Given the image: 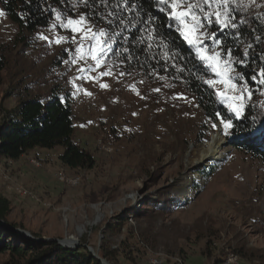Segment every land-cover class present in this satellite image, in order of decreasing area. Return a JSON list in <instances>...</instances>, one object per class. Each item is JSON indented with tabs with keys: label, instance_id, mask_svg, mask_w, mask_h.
<instances>
[{
	"label": "rangeland",
	"instance_id": "374dc122",
	"mask_svg": "<svg viewBox=\"0 0 264 264\" xmlns=\"http://www.w3.org/2000/svg\"><path fill=\"white\" fill-rule=\"evenodd\" d=\"M242 1L264 14V0ZM0 13V45L6 49L0 123L19 94L45 97L57 89L61 97L69 96L74 140L96 159L92 169H69L60 162L58 147L29 149L20 161L24 169L18 161L0 159V196L10 200L9 222L22 224L31 240H55L70 249L83 243L94 256L103 249L115 264H153L154 259L159 264H217L219 258L220 264H264V159L230 145L220 119L207 118L183 87L106 63L111 34L86 20L76 25L80 31L62 26L69 18L79 20V12L59 19L56 14L47 27L33 32H20L1 5ZM212 20L204 21L208 36L214 32ZM89 27L106 32L100 38L107 47L99 67L90 55L96 40L86 36ZM214 41L206 38L204 44L222 53ZM260 79L247 86L251 99L261 103ZM211 80L229 108L234 101L227 97L239 92L216 73ZM215 134L223 137V155L197 163ZM161 195L184 204L140 213L147 199ZM129 208L134 212L126 214L123 225L109 227ZM5 258L0 256V264Z\"/></svg>",
	"mask_w": 264,
	"mask_h": 264
},
{
	"label": "trees",
	"instance_id": "16d2710c",
	"mask_svg": "<svg viewBox=\"0 0 264 264\" xmlns=\"http://www.w3.org/2000/svg\"><path fill=\"white\" fill-rule=\"evenodd\" d=\"M138 5L132 8V5ZM0 5L20 32H33L47 27L58 14L72 17L79 12L91 25L101 26L112 36L105 62L120 71L149 77H166L170 82L191 94L209 119L232 120L227 142L251 156L264 159V102L249 99L241 117L237 118L218 97L215 86L206 81L215 77L210 64L200 59L197 47L188 44L175 20L160 12L154 0H0ZM232 23L237 28L223 31L214 24L212 30L219 39L222 55L232 50L233 69L241 76L237 83L254 85L252 78H261L264 69V14L242 0H232L229 5ZM150 16L156 19L145 23ZM155 29V31H152ZM149 32L152 38L149 39ZM250 46V47H249ZM127 49V51H125ZM247 49V54L245 50ZM6 49L0 45V83L6 69ZM167 53V56H165ZM240 61H243L242 63ZM221 113V117L217 113ZM74 115L68 94L60 96L53 89L48 96L26 94L18 97L15 108L6 113L0 123V159L16 161L29 149L42 147L60 148V162L69 169H92L94 153L74 140ZM184 204L178 198L161 195L157 200L147 199L140 213L169 211ZM10 200L0 196V256L6 255L1 264H102L99 258L115 264L105 250L94 256L84 244L66 248L55 240L36 241L23 236L22 224L9 222ZM129 211V212H128ZM124 209L115 216L116 224L126 222ZM114 219V220H115ZM39 237V236H37ZM223 262L222 258L216 260Z\"/></svg>",
	"mask_w": 264,
	"mask_h": 264
},
{
	"label": "snow or ice",
	"instance_id": "6c2138e0",
	"mask_svg": "<svg viewBox=\"0 0 264 264\" xmlns=\"http://www.w3.org/2000/svg\"><path fill=\"white\" fill-rule=\"evenodd\" d=\"M128 0H125L127 3ZM155 4L158 6L160 12H166L169 20H175L180 26L178 30L181 31L185 40H187L190 45H200L197 47V54L200 56V59L210 64L212 71L216 73L217 76L222 78V81L225 85H230L231 89L234 92H239V95H233L227 97L229 100L234 101L229 104V108L231 111L235 113L237 118L241 117L244 106H245V96L247 93V98L251 99L252 90L247 86V84L238 85L235 80L237 76H241V73H237L234 71L232 66V50L228 49L227 51V60H223L221 58V53L218 51H211L208 49L207 45L204 44V39L215 37L216 33H211V36H208L205 31L206 25L204 21H207L208 24L213 23L212 18L214 17L215 24L219 25V30L223 31L227 27L237 28L235 23H232V17L230 15V3L232 0H154ZM215 5V9L212 6ZM138 5L133 4L132 8H136ZM206 8L208 10H206ZM2 14V13H0ZM59 19V15L57 16ZM156 18L154 16H150L149 20L145 23H150L154 21ZM85 20L84 16H81L79 20H74L69 18L66 24H62L65 27H72V31H80L79 27L76 25H82ZM155 31V29H152ZM86 36L90 34L93 39L96 40V43L92 45L90 50V55L93 60L96 61L97 67L101 62V56L105 52V47L107 45L100 39L106 35L104 30H100L99 33L93 32L92 28L89 27L85 29ZM86 36L81 37V41H83ZM42 39H46V37H41ZM152 38V33L149 32V39ZM62 39V38H61ZM75 39V37H73ZM57 43L60 40L56 41ZM216 44H221L222 42L219 39L214 41ZM250 47V46H249ZM127 51V49H125ZM211 51L209 55L208 52ZM77 52L81 53L80 58L83 59V53L81 52V48H77ZM245 54H247V49L245 50ZM167 56V53H165ZM241 63L243 61H240ZM75 63V61H73ZM83 71V69H81ZM109 72H103L101 75H109ZM123 75V73H121ZM261 79L259 83L264 85V69L259 73ZM242 78V76H241ZM161 79H163L161 77ZM253 80L256 79L254 76ZM209 85L215 83L213 80L206 81ZM102 87H106V85H101ZM159 89H156L158 91ZM264 94V93H262ZM221 96H226V93H219ZM238 101V103H235ZM218 117H221V113H217ZM220 123L223 125L224 134L227 136L230 134L229 130L233 127L232 120H227L221 117ZM213 127H216L214 124Z\"/></svg>",
	"mask_w": 264,
	"mask_h": 264
},
{
	"label": "bare ground",
	"instance_id": "6f19581e",
	"mask_svg": "<svg viewBox=\"0 0 264 264\" xmlns=\"http://www.w3.org/2000/svg\"><path fill=\"white\" fill-rule=\"evenodd\" d=\"M223 144V137L219 134H215L211 137L208 144L200 151V156L195 158L197 163H209L219 159L223 152L219 151L220 146ZM63 178V177H61ZM187 183L185 186H187ZM160 262L154 259L153 264H159Z\"/></svg>",
	"mask_w": 264,
	"mask_h": 264
},
{
	"label": "water",
	"instance_id": "95a60500",
	"mask_svg": "<svg viewBox=\"0 0 264 264\" xmlns=\"http://www.w3.org/2000/svg\"><path fill=\"white\" fill-rule=\"evenodd\" d=\"M0 223H1V224H5V225H7V226H10V225L6 224V223L3 222V221H0ZM19 231H20L23 235H25V236H29V233H28L27 231L20 230V229H19ZM64 243H68V242L65 240ZM64 243H63V245H65ZM65 246H66V245H65ZM95 256L97 257L96 254H95ZM99 260L101 261L102 264H110L107 260H105V259H103V258H99Z\"/></svg>",
	"mask_w": 264,
	"mask_h": 264
},
{
	"label": "crops",
	"instance_id": "0c3cea01",
	"mask_svg": "<svg viewBox=\"0 0 264 264\" xmlns=\"http://www.w3.org/2000/svg\"><path fill=\"white\" fill-rule=\"evenodd\" d=\"M43 151H46V150H43ZM27 153H29V152H26L25 154H27ZM25 154L24 155H22V157L23 156H25ZM31 154V153H30ZM22 157L20 158V159H18V160H16L15 162H19V166L22 168L23 167V164L22 163H20V161H21V159H22ZM25 167V166H24ZM24 167L22 168V169H24ZM18 191H19V189H17Z\"/></svg>",
	"mask_w": 264,
	"mask_h": 264
}]
</instances>
